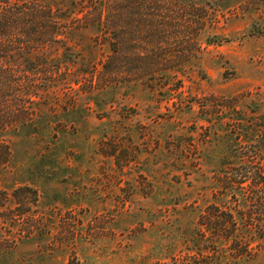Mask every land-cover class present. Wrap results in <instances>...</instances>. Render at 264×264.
Segmentation results:
<instances>
[{
  "label": "rangeland",
  "instance_id": "obj_1",
  "mask_svg": "<svg viewBox=\"0 0 264 264\" xmlns=\"http://www.w3.org/2000/svg\"><path fill=\"white\" fill-rule=\"evenodd\" d=\"M5 1L0 264H264V0Z\"/></svg>",
  "mask_w": 264,
  "mask_h": 264
},
{
  "label": "trees",
  "instance_id": "obj_2",
  "mask_svg": "<svg viewBox=\"0 0 264 264\" xmlns=\"http://www.w3.org/2000/svg\"><path fill=\"white\" fill-rule=\"evenodd\" d=\"M7 4H10V2L8 0L5 1ZM115 6L116 8L113 9L112 8V12L113 15L111 16V23L113 24V27H116L115 29H117V35H116V40L117 42L119 41V45L120 47H122L125 43V36L123 34V30H124V27L120 25L123 24L124 22V15H123V9L121 8V5H119V3H115ZM42 11H38V10H35L33 8H28V7H18L16 9H14L13 7H8V8H5L3 9L1 6H0V45L2 44L1 43V40L2 38L4 37L6 39L9 38L10 33L9 34H6V32H10L11 29H13V27L11 26L12 23H17V24H21L23 25L22 28H25L26 26L28 25H32V27H34V32L32 34H35V36H37V38L41 39L44 35V33L41 34V31H37V30H40L41 28H49L50 25L49 22L51 23V18L48 16V15H43L41 13ZM139 21H142V19H139ZM137 21V22H139ZM146 21V20H145ZM147 22H149L151 25H154L152 22H153V18L150 17ZM144 23V22H143ZM123 27V28H122ZM2 30H6L5 33H1ZM38 39V40H39ZM37 40V41H38ZM7 42H11L10 40L7 39ZM38 44V43H37ZM35 45V46H38L40 47L39 45ZM32 48L28 49V50H31ZM115 52L117 54H119L121 51L120 49H115ZM37 73H35V75L39 74L41 75L42 72L41 71H36ZM8 83V84H7ZM10 80L7 81V80H1L0 81V89L4 88V87H10ZM30 116V115H29ZM28 118V117H27ZM21 119L23 120L24 118L20 117L18 120H17V123H20L22 122V124H24L25 122V119L23 121H21ZM30 119V117H29ZM0 146L2 147V150H3V154H4V157L6 159L9 158L10 154H11V149L9 147L8 144L0 141ZM260 206L262 207L263 204L260 203ZM230 218H232L230 215L226 216L225 218L221 219L220 221H215V227L219 228V229H225V228H228V224L230 223ZM236 225V222L233 221V226ZM227 232H228V229H227ZM245 251L243 250V252H241V254L244 255Z\"/></svg>",
  "mask_w": 264,
  "mask_h": 264
}]
</instances>
